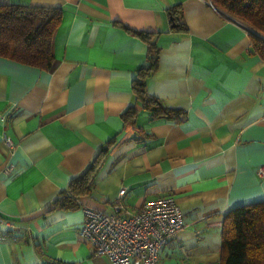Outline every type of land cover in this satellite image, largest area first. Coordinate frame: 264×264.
<instances>
[{
	"label": "crops",
	"instance_id": "crops-1",
	"mask_svg": "<svg viewBox=\"0 0 264 264\" xmlns=\"http://www.w3.org/2000/svg\"><path fill=\"white\" fill-rule=\"evenodd\" d=\"M0 4L62 9L50 68L0 57V264H111L79 227L85 207L111 213L122 187L132 212L175 197L183 227L161 248L162 264H219L225 214L264 200V60L247 27L211 0ZM140 31L158 50L147 93L174 118L135 103L148 51ZM129 104L134 123L121 117ZM101 150L90 192L74 208L54 206Z\"/></svg>",
	"mask_w": 264,
	"mask_h": 264
},
{
	"label": "trees",
	"instance_id": "trees-1",
	"mask_svg": "<svg viewBox=\"0 0 264 264\" xmlns=\"http://www.w3.org/2000/svg\"><path fill=\"white\" fill-rule=\"evenodd\" d=\"M229 17L247 27L251 51L264 60V0H211ZM174 9H169L171 22L176 26ZM62 18L60 7L0 4V57L31 67L48 69L53 56L51 40ZM150 32L138 35L148 46L146 62L132 82L136 104L152 112L155 117L174 118L177 113L165 108L161 101L148 94L146 81L157 69L158 50ZM136 108L129 104L122 112L125 122L134 123ZM106 151L101 150L80 175L73 177L66 191L54 201L63 209L78 205L80 196L90 192ZM219 264H264V200L230 209L224 216L221 232Z\"/></svg>",
	"mask_w": 264,
	"mask_h": 264
},
{
	"label": "built area",
	"instance_id": "built-area-1",
	"mask_svg": "<svg viewBox=\"0 0 264 264\" xmlns=\"http://www.w3.org/2000/svg\"><path fill=\"white\" fill-rule=\"evenodd\" d=\"M3 140L11 143L6 134ZM4 169L10 171L11 164ZM258 175H264L263 168ZM125 190L119 189L111 213L85 207L79 234L111 264H162L160 250L183 227L182 211L175 197L166 194L132 212L121 200Z\"/></svg>",
	"mask_w": 264,
	"mask_h": 264
},
{
	"label": "rangeland",
	"instance_id": "rangeland-1",
	"mask_svg": "<svg viewBox=\"0 0 264 264\" xmlns=\"http://www.w3.org/2000/svg\"><path fill=\"white\" fill-rule=\"evenodd\" d=\"M262 38H264V37L262 36Z\"/></svg>",
	"mask_w": 264,
	"mask_h": 264
}]
</instances>
